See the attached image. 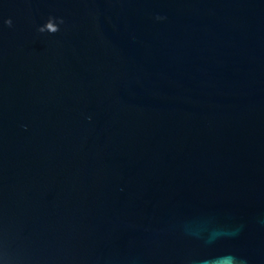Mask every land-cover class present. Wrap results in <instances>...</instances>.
I'll return each mask as SVG.
<instances>
[{
    "label": "water",
    "instance_id": "obj_1",
    "mask_svg": "<svg viewBox=\"0 0 264 264\" xmlns=\"http://www.w3.org/2000/svg\"><path fill=\"white\" fill-rule=\"evenodd\" d=\"M226 255L264 264V0H0V264Z\"/></svg>",
    "mask_w": 264,
    "mask_h": 264
},
{
    "label": "clouds",
    "instance_id": "obj_2",
    "mask_svg": "<svg viewBox=\"0 0 264 264\" xmlns=\"http://www.w3.org/2000/svg\"><path fill=\"white\" fill-rule=\"evenodd\" d=\"M6 24H8L9 26H11L12 21L11 19L5 21ZM215 259V264H236V258L231 256V255H226V256H222V257H217L214 258Z\"/></svg>",
    "mask_w": 264,
    "mask_h": 264
}]
</instances>
